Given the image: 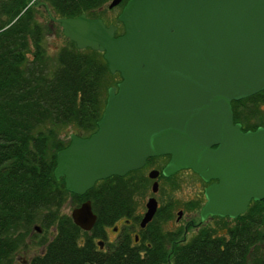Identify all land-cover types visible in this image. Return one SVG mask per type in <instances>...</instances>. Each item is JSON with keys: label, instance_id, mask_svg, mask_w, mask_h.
I'll return each mask as SVG.
<instances>
[{"label": "water", "instance_id": "obj_1", "mask_svg": "<svg viewBox=\"0 0 264 264\" xmlns=\"http://www.w3.org/2000/svg\"><path fill=\"white\" fill-rule=\"evenodd\" d=\"M116 17L119 34L116 24L85 13L53 18L78 48L101 51L120 76L107 88L96 128L70 132L55 152L54 177L82 194L97 179L168 154L161 174L190 168L213 179L203 189L201 220L234 217L263 198L264 125L242 130L230 102L264 88V0H125ZM146 208L144 218L153 198ZM69 215L83 229L95 219L88 200Z\"/></svg>", "mask_w": 264, "mask_h": 264}, {"label": "trees", "instance_id": "obj_2", "mask_svg": "<svg viewBox=\"0 0 264 264\" xmlns=\"http://www.w3.org/2000/svg\"><path fill=\"white\" fill-rule=\"evenodd\" d=\"M108 1L0 0V264H264V197L251 199L234 217L215 216V226L198 228L186 241L166 247L157 238L151 258L118 251L120 257L102 260L90 236L82 240L83 231L61 212L67 199L76 204V194L53 175L55 152L69 140L63 129L92 132L119 74L108 70L101 51L78 48L53 18L100 17ZM52 33L63 40L49 50L46 37ZM230 104L242 130L264 125V88ZM141 175L133 169L87 189L96 225L121 212L119 207L131 209V192L146 186ZM34 224L50 236H41L42 250L22 263L14 254L37 235Z\"/></svg>", "mask_w": 264, "mask_h": 264}, {"label": "flooded vegetation", "instance_id": "obj_3", "mask_svg": "<svg viewBox=\"0 0 264 264\" xmlns=\"http://www.w3.org/2000/svg\"><path fill=\"white\" fill-rule=\"evenodd\" d=\"M119 79L120 76L115 81V85ZM168 158V154L154 155L146 158L144 164L139 168L145 169L147 166H149V164H154L152 165L153 167L147 170V172L150 169L158 170V173L153 178L149 177L146 173V176L149 179L148 181H150L149 190L147 191L145 189L136 192L132 191L131 194H134L132 197L135 199L140 198V201H135L131 209H128L127 207L122 209V207H119L118 210H121V212L116 211L117 213L114 212L113 214L108 215L109 217L107 220L104 223H100L99 225H96V213L91 207L90 198L85 195L87 190L82 194H76V204L73 201L74 206L77 207L81 202L88 200L91 211L95 215L94 222L87 229H83L76 224V226L81 231H83L81 239L83 240L85 235L90 236L94 243V248L96 251H99L98 257H100L102 260L120 257V255L117 254L119 253L118 251L132 252L137 258H151L153 256L149 255L148 253L154 246V242L157 238H160L162 245L166 247L177 241H186L189 239H186L185 235L189 229L194 228L196 223L192 216L188 217V214H193L190 210L194 209L193 207L195 206V203H199L197 208V213L199 216V209L205 200L203 195L204 186L213 179L211 178L208 181H204L190 168H180L174 173L165 176L161 174V168ZM183 170L196 174L204 185H202L201 195L199 193L198 198L193 199V201H195L194 203L190 202L189 204L179 207L174 211L171 209L172 203L168 200V197L165 195V193L158 190V180L162 179L163 181L167 180L169 182L174 176L177 175V173ZM129 171H127L124 175H126ZM100 179H97L93 184L97 183ZM154 180L157 182V188L152 190L151 183ZM200 181L198 184H201ZM149 198H153L155 200V209L148 218H144L145 211L147 210L146 203ZM215 216L218 215H207L204 219L215 218ZM184 217H186V220L183 222L182 226L179 225L173 229H164L163 225L168 220H172L173 225H175L179 223ZM204 219L201 220L199 216V223L200 221L203 222ZM42 247L43 246L40 245L37 252H40ZM37 252H32V254L28 256V259H16H21L22 263H29L31 257ZM122 256L125 257L124 254ZM85 264H96V262L92 261L91 263Z\"/></svg>", "mask_w": 264, "mask_h": 264}, {"label": "rangeland", "instance_id": "obj_4", "mask_svg": "<svg viewBox=\"0 0 264 264\" xmlns=\"http://www.w3.org/2000/svg\"><path fill=\"white\" fill-rule=\"evenodd\" d=\"M119 3V2H118ZM116 4L112 7H107L106 4L103 5V7L101 6V8H99L100 12H99V16L101 17V19L103 20L104 23H115L117 25V31L120 32L121 31V23L118 22L116 20V15L118 13V11L120 10V3ZM58 29H54L53 32L57 31ZM61 31V30H60ZM59 31V32H60ZM62 35H56L55 33L49 34L46 37V44L47 47L49 48V50H54L57 46H59L62 43ZM118 76H115V79H118ZM264 107V104H260ZM63 136L68 137L70 132L72 131V128H65L63 129ZM66 132V135H65ZM68 134V135H67ZM152 165L154 164H149V166H147L145 169H141V172L143 173V175H141L143 178L147 177L146 173L147 170L151 167H153ZM148 177L147 179H145V187L143 188V190H149L150 187V181H148ZM199 178L196 174H193L190 171H181L179 173H177L176 176L173 177V179H171V181H167V180H162L159 179L158 180V190L159 191H163V193H165V195L168 197V200L171 201L172 206L171 209H173L174 211L176 209H178L179 207H183L184 205L189 204L190 202L194 203L195 201H193L194 198H198V195L200 193L201 195V189H202V185L203 182H201V184H198L199 182ZM166 197V198H167ZM200 198V197H199ZM136 201H140V198H136ZM198 204L199 203H195L194 205V209L190 210L193 214H188V217H193L196 225H194L193 229H189L185 235V238L188 239L190 238L198 228L202 227V226H215L216 220L215 218H207L204 219L203 222L200 221L199 223V216H198ZM74 206L73 204V200L71 198L67 199L63 205L61 206V212H65V213H69L71 208ZM195 213V214H194ZM186 220V217H184L179 223L173 225L172 220H168L167 222L164 223L163 227L164 229H173L177 226H182L183 222ZM37 235L31 236V238L29 239L26 238L27 244L25 246H22L20 248L17 249V251L15 252L14 256L16 258H22V259H28L29 255L32 254V252H37L39 249L40 244L38 243V241L40 240L41 236H45L46 238H49L50 236V231H42V228L39 229V231H36Z\"/></svg>", "mask_w": 264, "mask_h": 264}]
</instances>
